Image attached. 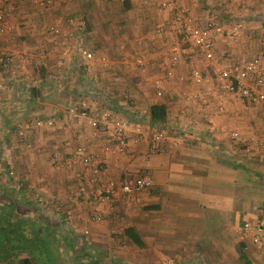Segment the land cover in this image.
I'll return each mask as SVG.
<instances>
[{"label": "crops", "instance_id": "0c3cea01", "mask_svg": "<svg viewBox=\"0 0 264 264\" xmlns=\"http://www.w3.org/2000/svg\"><path fill=\"white\" fill-rule=\"evenodd\" d=\"M7 1L13 8L0 19V53L27 45L32 59L22 53L8 66L0 65L5 83L0 87V144L6 138L12 147L20 145L23 176L20 184L13 182L0 161V217L10 226L24 219L30 226L34 222L33 228L39 224L43 236H12L28 246L7 259L0 255V264H25L24 257L29 264H167L169 259L174 264H264V227L260 244L248 228L264 210V104L194 81L195 68L214 77V61L173 50L180 41L176 23L169 9L154 2L52 0L41 7L34 0ZM181 1L192 8L198 24L209 19L243 23L236 42L213 37L217 55L245 60L259 50L264 0ZM70 15L84 21L70 41L83 42L94 58L72 55L59 64L60 50L47 29L64 26ZM159 26L164 29L158 31ZM141 54L146 55L144 68L135 63ZM40 63L47 67L44 78L35 73ZM155 102L166 106L163 121L147 113ZM106 105L139 121L144 138L133 141L131 131L125 154L113 149L109 125L76 122V113H97ZM36 118H53L54 124L23 126ZM157 124L178 143L168 138L153 150L151 128ZM231 130L245 140L234 139ZM79 131L86 149L107 164L109 177L122 182L147 173L151 187L132 201L99 195L100 181H90L89 170L74 161L75 141L65 143ZM29 192L45 197L54 217L36 199L31 202ZM96 209L100 218L94 216ZM126 226L140 235L141 244L123 234Z\"/></svg>", "mask_w": 264, "mask_h": 264}, {"label": "built area", "instance_id": "2783aa9c", "mask_svg": "<svg viewBox=\"0 0 264 264\" xmlns=\"http://www.w3.org/2000/svg\"><path fill=\"white\" fill-rule=\"evenodd\" d=\"M34 1L39 6L43 7L52 0ZM148 1L158 4L159 8H167L171 12L173 20L176 23L175 30L180 40L179 43L177 42V44H174L173 50L192 52L195 59H209L214 61V77L203 74L198 68H195L192 70L194 81L209 82L220 94L231 93L240 97H245L254 104H264V32L259 36V50L245 60L235 58L229 53L217 55L214 49L213 37L224 36L227 37L229 41L233 42L240 40L243 29L242 22L235 21L230 25H224L219 21L209 19L203 24H198L192 8L183 4L181 0ZM11 8H13L12 2L3 0L0 8V19H4L6 16L10 15ZM83 24L84 21L78 22L74 16L70 15L65 17L64 26L53 24L48 27V35L52 44L60 50L59 64L63 62V57L68 58L72 55H77L89 61L94 58L93 50L87 47L83 42L70 41V39L74 38L77 34L76 28H80ZM163 29L162 26L157 28L158 31H162ZM8 37V39L12 40L13 34H10ZM22 53L25 54L28 60L32 59L31 54L28 53L27 45H23L19 49L2 51L0 53V65L4 67L8 66L15 55L20 56ZM173 57L175 58V56ZM99 58L102 63L108 62L107 55L101 54ZM135 63L139 68H144L146 64V55L141 54L136 56ZM4 84V82L0 81L1 88ZM156 93L161 94L162 91L158 89ZM182 93L186 94L187 91L183 90ZM216 106L218 110H224L222 102L219 101ZM70 110H72V108H70ZM75 115L76 122L84 127H96L99 123L109 125L114 138L113 149L119 154H125L130 151L129 134L131 131L135 132L132 138L133 141L138 142L144 138L138 120L119 115L107 105L97 113L88 114L82 111ZM31 123L36 126H42V124L53 125L54 119L36 118L32 122H24L22 124L27 127ZM230 134L234 139L240 141L245 140L236 130H231ZM83 138L84 134L79 131L75 138L66 140L65 143L71 144L75 141L73 146L74 161L79 162L89 170L91 173L90 181H100L98 187L99 195L105 197L122 196L128 201H132L138 198L142 190L151 187L152 177L147 173L137 175L130 180L122 182H116L109 177L107 164L96 159L92 152L86 149ZM150 138V145L152 149L155 150L163 140L169 137L167 131L157 124L151 128ZM169 140L172 144L178 143L177 139L169 138ZM53 155L58 156L59 151L56 150ZM8 174L13 176L14 170L9 169ZM38 200L42 205L47 204V200L41 196L38 197ZM256 209H258V207H256ZM94 216L100 218L101 212L96 209L94 211ZM248 226L252 235V241L260 244V233L264 227V210L260 211ZM167 264H174V260L169 259Z\"/></svg>", "mask_w": 264, "mask_h": 264}, {"label": "trees", "instance_id": "16d2710c", "mask_svg": "<svg viewBox=\"0 0 264 264\" xmlns=\"http://www.w3.org/2000/svg\"><path fill=\"white\" fill-rule=\"evenodd\" d=\"M34 69H35L36 76L42 77V78L46 76L47 67L45 64L43 63L37 64L34 67ZM166 114H167L166 106L163 103L155 102L149 105V115H150L151 120L163 121L166 118ZM26 222L27 220L24 219L23 221L20 220V222L17 223L18 225L14 223V226H10V225L4 224L0 217V255H2V257L4 256L3 257L4 259H7V256L9 254H12V253L15 254L16 252L21 251L22 249H25V247L28 246V244L22 246L21 239L20 238L15 239V238H12V236H39L38 234L39 229H40L39 224L38 226H35V228H33ZM12 227H15V229H17L18 232L15 229L12 231L11 230ZM9 232L11 233L10 236H9ZM22 232H25V235H23ZM123 234L130 237V239H132L137 244L142 243L140 239V235L134 230L132 226L124 227ZM239 255L241 256V258L244 260L245 263L246 261H248L244 253L239 252ZM0 259H2L1 256H0ZM23 262L25 264H29L28 258L24 257Z\"/></svg>", "mask_w": 264, "mask_h": 264}, {"label": "rangeland", "instance_id": "374dc122", "mask_svg": "<svg viewBox=\"0 0 264 264\" xmlns=\"http://www.w3.org/2000/svg\"><path fill=\"white\" fill-rule=\"evenodd\" d=\"M7 143V141H6V138H5V140L3 139V143L2 144H0V161H2L3 162V164H5V166H3L2 168L4 169V170H6L7 171V173H8V171H9V169H12V170H14V175L13 176H10L9 175V179L10 180H12L13 182H15V183H19L20 184V182H23V176H22V173H21V165H22V163H21V161H20V155L22 154L21 152H20V145H17V146H11L10 144H6ZM15 143V142H14ZM8 148V150H4L5 148ZM17 149H19V150H17ZM3 151H5V152H3ZM16 151V152H15ZM7 156V157H6ZM8 156H9V159H8ZM24 185H26V184H24ZM29 196H30V200H31V202H32V198H34V200H35V202L37 201V203L39 202V200H38V197L40 196L39 194H36L35 192H29ZM41 197H43V196H41ZM43 198H45V197H43ZM39 204V203H38ZM45 207H44V209L42 210L43 212H46L47 210H49L50 212H46V213H48V214H51V216L52 217H54L53 216V212H54V209H53V206L47 201V204L46 205H44ZM51 207V208H50ZM48 208V209H47ZM53 211V212H52ZM56 213H57V211H56ZM55 214V213H54ZM65 214V213H64ZM59 217V216H58ZM34 224V222H31V226ZM49 225H47L46 226V231L48 232L49 231ZM46 232V234H48ZM41 232H39L38 234H39V236H43L42 234H40ZM44 235H46L45 234V232L43 233Z\"/></svg>", "mask_w": 264, "mask_h": 264}]
</instances>
